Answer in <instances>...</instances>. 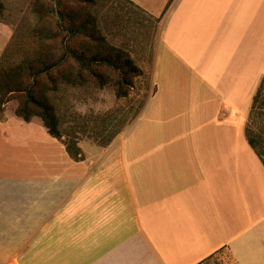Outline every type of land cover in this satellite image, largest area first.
<instances>
[{"label": "crops", "instance_id": "1", "mask_svg": "<svg viewBox=\"0 0 264 264\" xmlns=\"http://www.w3.org/2000/svg\"><path fill=\"white\" fill-rule=\"evenodd\" d=\"M127 1L158 19L145 131L79 143L77 161L7 108L0 264H264V164L245 133L264 0ZM9 41L0 26V57Z\"/></svg>", "mask_w": 264, "mask_h": 264}, {"label": "rangeland", "instance_id": "2", "mask_svg": "<svg viewBox=\"0 0 264 264\" xmlns=\"http://www.w3.org/2000/svg\"><path fill=\"white\" fill-rule=\"evenodd\" d=\"M0 2V26L5 25L10 31L13 43L8 60L16 61L22 57L18 46L32 44L38 27L58 31L59 14L52 0H44L48 9L44 17L36 13L35 0ZM61 9L70 14H66V18L90 21L92 36L83 35L79 39L93 44L103 42L102 38L129 54L143 70V75L134 80L127 97L118 98L112 85L99 88L92 83L66 86L52 92L64 139L76 138L79 143L101 146L133 125L131 135L144 133L147 121L141 116L154 94L150 71L154 62L158 19L135 8L127 0H65ZM60 40L55 42L57 56L61 54ZM104 73L114 75L112 70H105ZM12 105L9 104L8 108ZM259 121L263 123L264 118Z\"/></svg>", "mask_w": 264, "mask_h": 264}, {"label": "trees", "instance_id": "3", "mask_svg": "<svg viewBox=\"0 0 264 264\" xmlns=\"http://www.w3.org/2000/svg\"><path fill=\"white\" fill-rule=\"evenodd\" d=\"M52 1L59 14L58 31L38 27L32 44L18 46L22 57L16 61L8 60L13 48L11 40L0 57V116L13 103L15 114L24 121L39 117L48 132L65 144L72 158L80 161L85 159V154L78 139H64L51 93L66 86L92 83L99 88L112 85L118 98L127 97L134 80L143 75V70L129 54L102 38L103 42L93 44L79 39L83 35L92 36L90 21L66 18V14H70L61 9L65 0ZM34 6L37 14L47 16L44 0H35ZM1 10L0 2V14ZM58 40L59 56L55 43ZM105 70H112L114 75L104 73ZM261 118H264V76L253 97L245 129L250 146L264 164V122L259 121ZM259 123L261 125L256 126Z\"/></svg>", "mask_w": 264, "mask_h": 264}]
</instances>
